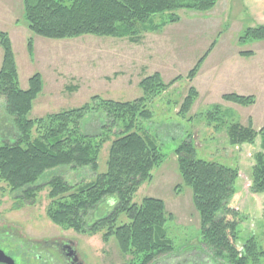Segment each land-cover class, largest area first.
<instances>
[{"label":"rangeland","instance_id":"1","mask_svg":"<svg viewBox=\"0 0 264 264\" xmlns=\"http://www.w3.org/2000/svg\"><path fill=\"white\" fill-rule=\"evenodd\" d=\"M5 6L8 8L5 3H0L1 8ZM175 14L179 17L178 23L168 24L157 33H142L137 43L127 38L83 36L48 40L34 36L30 54L26 40L33 36L28 30L27 34L22 32L20 26L25 23L24 19L14 27L1 12L0 17L5 24L3 31L12 40L19 88L26 91L30 78L35 74L40 76L42 88L31 104L27 119L36 120L75 109L96 96L123 103L133 101L142 97L138 84L143 78L157 73L162 83L168 84L180 77L173 86L147 104L151 119L137 123L138 134L152 138L165 160L151 171V180L139 187L132 201L140 204L144 198L160 199L167 216L173 214L172 221L166 225L167 239L173 252L152 264H215L208 259L209 250L199 241V217L192 204L191 190L181 182L174 155V150L186 138L193 141L197 159L238 171L235 182L238 195L231 206L242 220L238 224L234 246L242 252L246 241L253 238L258 250L264 252V194L250 191L254 156L261 151L260 137L255 138L253 145L235 147L228 144L226 137L231 124L251 127L254 131L262 129L264 133V40L238 42L245 29L264 26V0H219L209 12L178 10ZM154 20L157 21L158 17ZM27 35L30 36L26 38ZM206 52L208 55L195 78L186 80L188 72ZM245 52H251V55H240ZM190 87L197 91V99L188 114L178 115ZM226 94L252 96L254 102L240 106L224 101L222 96ZM214 107H219L224 116V124L218 130L214 127L216 123L208 127L205 118ZM12 120L5 112L4 99L0 97V145L15 138ZM105 122V115L101 112L86 115L80 124L81 132L98 135ZM117 130L118 127L107 133L106 142L100 146L96 174L106 171L108 151ZM96 174L89 167L64 166L46 171L37 181L41 188L33 203L19 198L21 191L9 192L0 183L1 219H5L8 227L25 239L74 242L77 259L82 264H124L130 258L120 253L114 237L103 241L104 232L88 236L64 230L52 224L45 214L49 190L44 186L50 179L58 176L70 185L86 184L92 182ZM115 204V198L103 199L93 211L88 212L87 227L110 214ZM122 222L126 223L124 217H120L117 224ZM41 242L40 259L35 264H52L50 258L56 260V256L53 252L47 253ZM20 244L18 239L9 242L6 253L15 257L16 247ZM17 257L16 264H33L32 261L24 263L21 256ZM225 262L223 259L216 264ZM259 264H264V256Z\"/></svg>","mask_w":264,"mask_h":264},{"label":"trees","instance_id":"2","mask_svg":"<svg viewBox=\"0 0 264 264\" xmlns=\"http://www.w3.org/2000/svg\"><path fill=\"white\" fill-rule=\"evenodd\" d=\"M219 0H23V19L32 36L48 40L76 39L95 36L131 40L137 43L142 33L159 32L168 24L179 22L178 10L199 13L211 11ZM158 17L155 21L154 18ZM264 40V26L247 28L239 43ZM2 60L0 66V97L4 109L13 118L15 138L0 145V183L9 192L21 191L19 198L34 202L40 190L37 181L49 170L58 167L86 168L94 174L100 146L106 142L113 128L116 136L110 144L106 171L96 174L89 183L70 185L54 176L44 186L48 188L45 214L49 221L64 230L93 236L104 232L103 241L114 237L120 253L130 258L124 264H152L156 259L171 254L173 247L167 239V222L172 215L165 213L160 199L144 198L133 203L139 187L150 181L151 171L164 163L165 157L157 143L147 135L138 134L139 124L151 119L147 104L160 96L181 78L168 84L159 74L143 78L138 87L142 97L118 102L96 96L75 109L49 114L36 120L27 119L31 104L42 85L39 74L29 80V88L22 91L17 79L11 41L0 31ZM31 54L32 40H27ZM208 52L188 72L192 81ZM250 56L251 52L240 53ZM197 91L190 87L178 115L188 114ZM222 99L240 106L252 105V96L226 94ZM101 112L106 122L98 135L81 132L80 124L86 115ZM222 111L214 107L205 118L207 126L216 123V130L224 124ZM215 114V115H214ZM219 123V125H218ZM34 133V134H33ZM114 133V134H115ZM105 138H103V135ZM35 135V136H34ZM260 137V152L254 156L250 191L264 194V133L231 124L226 130L230 146L253 145ZM108 138V137H107ZM109 140V139H108ZM181 182L191 190L192 204L199 217V241L210 252L212 263L225 259V264H259L264 252L259 251L253 238L246 241L242 252L234 244L238 238V224L242 220L232 208L238 195L235 182L238 171L196 158V149L190 138L184 139L174 150ZM105 198H115L116 204L107 216L87 227L91 212ZM120 217L126 220L117 224ZM88 228V229H86Z\"/></svg>","mask_w":264,"mask_h":264},{"label":"flooded vegetation","instance_id":"3","mask_svg":"<svg viewBox=\"0 0 264 264\" xmlns=\"http://www.w3.org/2000/svg\"><path fill=\"white\" fill-rule=\"evenodd\" d=\"M1 218L3 217L0 215V264H16L17 256H21V261H24V263H30L32 261L33 264H35L38 262L40 259L41 241L25 239L22 235L20 237L17 232L8 227V222ZM17 239L21 242V244L16 247L17 254L15 257L13 255L9 256L8 253H6L7 246L9 242H15ZM41 243L45 245L44 248L46 247L47 253L53 252V255L56 256V260L49 257L52 264H82V262L77 259L76 244L74 242L55 240L42 241ZM1 253L6 255L11 262L7 259L5 262H2L4 258ZM18 260L20 259L18 258Z\"/></svg>","mask_w":264,"mask_h":264},{"label":"crops","instance_id":"4","mask_svg":"<svg viewBox=\"0 0 264 264\" xmlns=\"http://www.w3.org/2000/svg\"><path fill=\"white\" fill-rule=\"evenodd\" d=\"M1 2L5 3L8 6V8H6V6L4 8L0 7V10H1V12H3L5 19L7 21H9L11 23V25H13L14 27H17L19 25L21 19L23 18V2H22V0H0V3ZM7 14H9V15H7ZM4 25L5 24H3V17H0V31L1 32H4L3 31ZM20 28L22 29V32L24 34H27V29H26L25 23L22 24L20 26ZM28 36H30V35H27L26 38ZM34 38H36V37H34V36L31 37L32 41L34 40ZM11 42H12V40H11ZM37 42H40V41H37ZM1 60H2V58H1ZM1 60H0V62H1ZM164 207H165V205H164ZM172 216H173V214H172Z\"/></svg>","mask_w":264,"mask_h":264},{"label":"water","instance_id":"5","mask_svg":"<svg viewBox=\"0 0 264 264\" xmlns=\"http://www.w3.org/2000/svg\"><path fill=\"white\" fill-rule=\"evenodd\" d=\"M1 255L4 258V261H2V262H5L6 259L11 262V260L8 257H5L2 253H1Z\"/></svg>","mask_w":264,"mask_h":264}]
</instances>
